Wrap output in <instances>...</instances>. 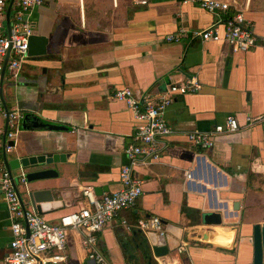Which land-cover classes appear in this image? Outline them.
<instances>
[{"label": "crops", "instance_id": "crops-1", "mask_svg": "<svg viewBox=\"0 0 264 264\" xmlns=\"http://www.w3.org/2000/svg\"><path fill=\"white\" fill-rule=\"evenodd\" d=\"M222 1L229 9L210 13L186 0H43L30 18L33 34L47 39L46 54L26 59L16 80L5 72L4 104L21 117L9 130L14 136L6 137L14 146L1 139L0 164L5 168L3 151L10 160L15 150L51 160L30 168L55 172L36 184L49 191L38 215L51 224L89 207L83 187L96 196L120 189L124 149L137 142L132 113L114 91L128 87L143 100L188 78L201 84L197 93L173 96L164 111L173 134L158 140L156 157L134 167L142 196L97 235L108 264H246L251 258L252 228L264 224V126L245 125L264 115V0ZM236 14L257 41L247 53L233 52L223 40L224 23ZM211 27L219 41L165 39L179 29ZM229 115L237 132L218 136L210 149L188 143L187 134L209 131ZM212 213L220 215L219 225L204 222ZM148 217L163 222L164 236L133 227ZM9 225L0 191V264L9 252ZM155 247L167 253L155 255ZM66 252L71 264H96L73 230Z\"/></svg>", "mask_w": 264, "mask_h": 264}, {"label": "built area", "instance_id": "built-area-1", "mask_svg": "<svg viewBox=\"0 0 264 264\" xmlns=\"http://www.w3.org/2000/svg\"><path fill=\"white\" fill-rule=\"evenodd\" d=\"M210 12H225L229 4L222 0H186ZM9 0H0V72L5 55L9 50L6 73L16 80L22 63L28 59V39L33 35L32 11L42 5L43 0H14L9 20V35L5 25V14ZM144 3V2H143ZM198 38L202 41H219L214 27L188 32L179 29L165 37L168 42H179L183 38ZM223 40L233 52L247 53L256 47V39L241 14H236L224 23ZM201 84L195 78H188L179 84H172L167 91L154 98L140 100L128 87L117 89L113 98L123 101L130 109L134 120V140L124 149L127 164L119 170L120 189L110 194L96 196L91 186L82 189V196L89 204L76 212L62 215L58 223L46 222L32 210L24 209L16 194L9 171L0 164V191L10 220L9 252L4 258L5 264H71L66 252L67 232L73 230L82 235V244L87 258L96 264H108L97 247V235L101 233L124 210H131L143 194L142 182L135 176L134 167L145 157H156L158 140L171 136L173 131L164 119L165 109L172 103L174 95L197 93ZM1 91V87H0ZM0 117L6 118V110L0 99ZM20 113L8 110L6 137L12 138ZM264 126V115L248 117L245 126ZM240 125L235 116H226L223 123L215 125L209 131H193L187 134L188 143L202 149H210L220 135L237 132ZM3 131L0 129V143ZM18 177V181H22ZM125 225V223H123ZM144 233L166 234L163 222L158 217L139 219L133 226ZM184 244L177 247L183 252Z\"/></svg>", "mask_w": 264, "mask_h": 264}, {"label": "water", "instance_id": "water-1", "mask_svg": "<svg viewBox=\"0 0 264 264\" xmlns=\"http://www.w3.org/2000/svg\"><path fill=\"white\" fill-rule=\"evenodd\" d=\"M14 0H9L6 14H5V25L8 35L9 33V20L11 7ZM47 39L44 36L33 34L28 39L27 55L28 57H38L46 54ZM9 50L7 51L3 68L0 72V99L6 110V118L4 120V129L2 136V143L8 145V147H13L14 143L12 141H6L7 133V115L8 109L6 108L3 98H2V83L6 71V63L8 60ZM57 128V127H52ZM3 162L5 168L9 171L11 175V180L14 185L16 194L20 201L21 206L25 209L29 207L34 213L41 214V203L47 202L51 199L49 191L40 190L36 187V184L45 179L51 178L55 175L54 170L52 169H40L36 171H30V168H36L43 165H48L51 163L49 159H46L44 156H29L26 157L19 150H15L13 156L10 160L7 159L6 153L2 152ZM20 171L22 175H19L23 178L22 181H18L19 176H14L13 172ZM25 172V173H23ZM204 222L207 225H219L221 223L220 215L218 213H212L204 217ZM251 245H252V255L250 260L246 264H264V224L254 225L252 228L251 236ZM155 255H162L167 253V250L163 247L154 248Z\"/></svg>", "mask_w": 264, "mask_h": 264}, {"label": "rangeland", "instance_id": "rangeland-1", "mask_svg": "<svg viewBox=\"0 0 264 264\" xmlns=\"http://www.w3.org/2000/svg\"><path fill=\"white\" fill-rule=\"evenodd\" d=\"M7 75H8V74L5 75V78H7Z\"/></svg>", "mask_w": 264, "mask_h": 264}]
</instances>
